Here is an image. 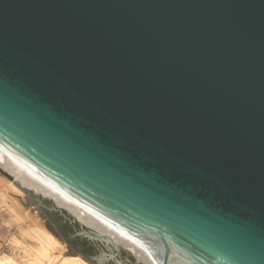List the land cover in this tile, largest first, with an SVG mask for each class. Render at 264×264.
I'll return each mask as SVG.
<instances>
[{
	"label": "water",
	"instance_id": "obj_1",
	"mask_svg": "<svg viewBox=\"0 0 264 264\" xmlns=\"http://www.w3.org/2000/svg\"><path fill=\"white\" fill-rule=\"evenodd\" d=\"M0 144L159 264H264V0H0Z\"/></svg>",
	"mask_w": 264,
	"mask_h": 264
},
{
	"label": "bare ground",
	"instance_id": "obj_2",
	"mask_svg": "<svg viewBox=\"0 0 264 264\" xmlns=\"http://www.w3.org/2000/svg\"><path fill=\"white\" fill-rule=\"evenodd\" d=\"M0 170L5 175L18 181L20 185L37 194L50 198L59 207L77 218L83 225L100 234L111 237L122 249L130 252L142 264H159L152 255L149 247L134 236L124 231L101 213L81 202L71 194L50 182L46 177L29 166L18 156L0 144ZM20 187V186H19ZM17 189L12 180L9 181L0 175V192L7 198L9 208L16 214L18 220L28 224L33 237L41 245V254L48 264H87L79 257L65 256V244L54 236L32 213L23 208L10 192ZM18 190V189H17ZM18 192V191H17ZM21 192V191H19ZM28 230V231H29ZM89 264V263H88Z\"/></svg>",
	"mask_w": 264,
	"mask_h": 264
},
{
	"label": "rangeland",
	"instance_id": "obj_3",
	"mask_svg": "<svg viewBox=\"0 0 264 264\" xmlns=\"http://www.w3.org/2000/svg\"><path fill=\"white\" fill-rule=\"evenodd\" d=\"M0 175L6 180H12L14 187L18 189H15V192L11 191V196L21 203L25 210L38 217L42 225L65 244V256L79 257L87 264H92L79 255H70L67 244L58 235L64 232V227L61 223L64 218L69 219L70 223L73 224L71 215L64 210L58 209L57 205L50 198L24 188L18 181H13L12 178L5 175L1 170ZM28 230V224H24L18 220L16 214L9 208L7 198L0 192V264H48V261L41 254L39 241L36 237H33L34 232ZM29 232L33 234L31 235ZM110 253L117 255L125 263L142 264L130 252L124 249L119 254H116V252ZM104 264L114 263L112 260H109Z\"/></svg>",
	"mask_w": 264,
	"mask_h": 264
},
{
	"label": "trees",
	"instance_id": "obj_4",
	"mask_svg": "<svg viewBox=\"0 0 264 264\" xmlns=\"http://www.w3.org/2000/svg\"><path fill=\"white\" fill-rule=\"evenodd\" d=\"M64 232L58 234L61 239L67 244L69 254L72 256H81L92 264H98L93 256L97 253V248L93 242L85 237L77 235L80 226L78 223L71 224L69 219L62 220Z\"/></svg>",
	"mask_w": 264,
	"mask_h": 264
},
{
	"label": "flooded vegetation",
	"instance_id": "obj_5",
	"mask_svg": "<svg viewBox=\"0 0 264 264\" xmlns=\"http://www.w3.org/2000/svg\"><path fill=\"white\" fill-rule=\"evenodd\" d=\"M128 264H133V263H128Z\"/></svg>",
	"mask_w": 264,
	"mask_h": 264
}]
</instances>
